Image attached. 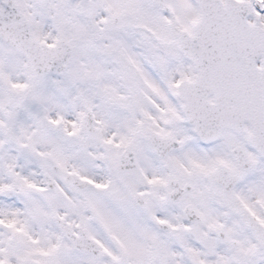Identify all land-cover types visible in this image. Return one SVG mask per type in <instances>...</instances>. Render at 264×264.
<instances>
[{
    "label": "snow or ice",
    "instance_id": "obj_1",
    "mask_svg": "<svg viewBox=\"0 0 264 264\" xmlns=\"http://www.w3.org/2000/svg\"><path fill=\"white\" fill-rule=\"evenodd\" d=\"M0 264H264V0H0Z\"/></svg>",
    "mask_w": 264,
    "mask_h": 264
}]
</instances>
